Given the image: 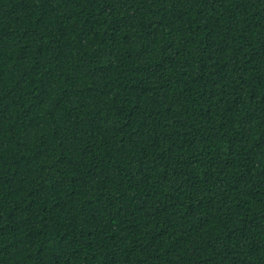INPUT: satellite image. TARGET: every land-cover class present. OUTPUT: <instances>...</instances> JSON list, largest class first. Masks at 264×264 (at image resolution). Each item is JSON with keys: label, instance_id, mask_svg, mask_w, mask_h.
Listing matches in <instances>:
<instances>
[{"label": "trees", "instance_id": "obj_1", "mask_svg": "<svg viewBox=\"0 0 264 264\" xmlns=\"http://www.w3.org/2000/svg\"><path fill=\"white\" fill-rule=\"evenodd\" d=\"M0 264H264V0H0Z\"/></svg>", "mask_w": 264, "mask_h": 264}]
</instances>
